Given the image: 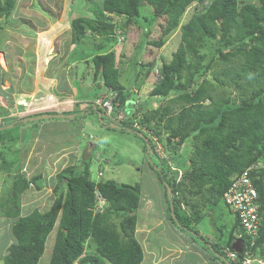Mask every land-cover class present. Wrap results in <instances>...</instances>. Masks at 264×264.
Returning <instances> with one entry per match:
<instances>
[{"label":"trees","instance_id":"16d2710c","mask_svg":"<svg viewBox=\"0 0 264 264\" xmlns=\"http://www.w3.org/2000/svg\"><path fill=\"white\" fill-rule=\"evenodd\" d=\"M202 1L101 0L93 10V18L81 16L71 20L70 41L77 47L89 32L102 38L114 36L113 45L117 43L118 31L131 26L146 6L151 16L143 19L147 28L143 39L156 23L159 37L150 45L160 48L190 8L187 21L180 27L179 46L169 63L161 64L158 80L150 91L152 97L167 100L166 106L143 111L148 102L137 103L132 92L119 82L113 51L97 54L91 62L94 78L102 82L105 90L117 94L114 102L125 114L119 128L115 124L112 128L141 137L146 158L157 161L149 164H153L151 168L156 170L164 189L167 221L178 232L193 234L185 246L196 243V247L209 253L208 261L234 264L227 259L226 250L230 249L234 231H240L235 214L228 210L233 218L232 227L223 238L227 224L222 223L215 243L204 239L197 227L210 212L215 214L231 178L264 158V0H212L197 8ZM15 3L16 0H0V31L9 25ZM200 48L206 49L207 55H201ZM217 65L224 67L213 72ZM208 72L211 79L206 77ZM171 102L179 104L177 111L168 106ZM127 106H132L129 116L125 113ZM87 110L102 119L101 109ZM23 120H5L0 124V145L9 146L16 140L6 136L4 129ZM153 121L161 126L165 138L160 130L150 126ZM143 129L157 141H151ZM156 144L168 156L172 170L153 151ZM180 145L182 150H178ZM0 158L1 169H6L2 152ZM89 161H82L81 171L68 166L58 172L50 208L45 212L34 210L24 217L20 216L22 195L30 188L40 190L41 176L11 177L8 193L0 198V214L15 219L11 226L15 243L8 248L4 264H38L53 230L55 238L48 264H141L143 253L134 237L141 200L139 186L112 179L96 181L90 177ZM259 176L255 184L261 197L264 169ZM96 194L105 200L99 212H94ZM114 220H118L119 231ZM89 241L95 248L92 254H85ZM256 244H264V214ZM261 256L264 257L263 253Z\"/></svg>","mask_w":264,"mask_h":264},{"label":"rangeland","instance_id":"374dc122","mask_svg":"<svg viewBox=\"0 0 264 264\" xmlns=\"http://www.w3.org/2000/svg\"><path fill=\"white\" fill-rule=\"evenodd\" d=\"M251 2L257 3V0H251ZM99 3L101 0H16L15 7L10 13L9 25L0 31V124L5 120L7 122L25 118L31 120H23V122H17V125L11 124L7 126V129H4L3 133L6 136L16 140L9 143V146L6 143L0 145V153L4 154V160L8 166L6 169L0 167V198L8 193L11 177L26 176L27 174V176L32 177V175L39 173L42 175V170L39 168L41 165L37 167V163L33 159L28 163L24 162V156L29 159L27 153L31 144L41 147L43 143V147L39 149L40 153L42 151L40 157H43L40 160L43 159V161L47 159L46 151L53 153L72 146L74 148L72 151L75 153H73L71 160L68 159L67 165L74 166L81 171L82 161L88 162L90 160L89 168L91 167L90 177L92 179L97 181L99 179L97 176L102 173L101 179H112L122 184L138 185L141 205L145 207L144 211L142 209L141 211L144 213V218H149L148 209H157L158 203L166 197L163 186L157 178L156 170L151 168V165L153 166L157 161L155 159L149 161L146 158L148 155L144 150V141L141 137L135 136L130 131L122 133L115 129V127L119 128L121 124L117 120V114L120 112L113 113L111 117L104 114L102 119H99L96 113L87 110L97 109V105L94 103L96 98L101 96V94L97 95L96 93L97 85L105 88L102 82L94 78V67L91 59L97 54L113 51L118 80L127 91L132 92L131 97L137 103L148 102L149 105L144 106L143 111L155 110L161 105L164 107L167 105V100L152 97L150 91L158 80L161 64L169 63L172 54L179 46L180 27L183 22L187 21L191 11L190 8L187 9L180 20L181 25L164 38V44L160 48L150 45V42L159 37L160 31L156 23L150 26L151 33L143 39V33L147 32L143 19L151 16L150 8L146 6L140 9V16L131 23V26L123 29L121 33L118 31L117 43H113V45L111 43L114 36L102 38L86 32L85 39L77 47H73L70 41L71 20L81 16L93 18V10ZM204 3L205 0L199 3L197 8ZM199 11L200 8L197 9L196 13ZM41 39H47L49 42H46L47 44L42 43ZM199 53L207 55V50L200 48ZM67 57H70V61ZM222 67L224 65H217L213 72ZM210 72L206 75L208 79L212 77ZM55 77L56 80H54ZM73 90L77 101L72 104L75 108L74 113L61 117H56V115L50 118L44 115L40 118L42 116L40 113H55L57 108L61 109L60 105L69 101L65 98V93L71 94ZM58 93H62V97L54 100L53 95ZM55 104L56 106H54ZM168 106L173 109V112L179 109V104L173 102L169 103ZM82 110H86V112ZM131 112L132 106H127L125 108L127 116ZM2 115L5 116L4 119L1 118ZM42 123L45 124L44 127L41 126ZM114 124L115 127L112 128ZM150 126L160 130L161 137H166L161 126L156 125L155 121ZM143 130L150 135L151 141L154 143L157 141L155 136L145 129ZM46 143L48 149L44 147ZM159 145L156 144L153 151L157 153L159 159L163 157L168 168L172 170V163L166 154H162V147ZM183 148V145H180L178 150ZM48 161L49 159H47ZM150 162L153 164H149ZM56 170L58 168L53 167V165L50 167L51 176L55 175ZM180 175L181 172L178 173L179 177ZM45 179L47 180V178ZM48 180L50 179L48 178ZM50 181L54 182V180ZM45 188L39 194V198L45 199L46 194L45 197L49 198V205L50 199L51 202L54 200L49 191L53 187L46 185ZM41 208H43L42 205ZM153 214L156 215L153 217L159 220V212L155 210ZM153 217L151 218L153 219ZM214 217H216L215 220L212 219ZM4 218L0 214V264H4L3 256L8 251L7 243L10 239L8 229L12 226V223H7ZM152 219L147 222L151 224ZM232 219L228 209L220 201L215 214L212 215L210 212L204 221L200 222L197 229L204 239L208 238V242L215 243L219 235L217 229L220 230V225L225 222L227 231L226 235L224 234L226 229L223 231V238H226L228 230L232 227ZM163 220L162 226L158 229L152 227L162 237L168 238L167 234H169L170 239L179 242L181 246L185 245L188 239H192L191 235L193 234L178 232L174 227L167 226L166 219ZM114 223L119 231L118 220H114ZM146 224L142 225L144 232L137 233L138 238L143 242L144 249L147 238L141 235L145 234ZM54 238L55 230L47 239L44 253L38 264L49 263ZM159 241L158 239L157 242ZM190 245L197 246L196 243H190ZM94 248L95 245L89 241L85 246L84 253L92 254ZM168 250L172 251L171 248ZM176 250L175 247L174 255L153 253L154 264H177ZM204 253L209 258V253L207 251ZM147 259L146 264L151 263L150 258L147 257ZM196 262L202 263L200 260ZM217 263L225 264L223 261H217ZM254 264L258 263L255 262Z\"/></svg>","mask_w":264,"mask_h":264},{"label":"crops","instance_id":"0c3cea01","mask_svg":"<svg viewBox=\"0 0 264 264\" xmlns=\"http://www.w3.org/2000/svg\"><path fill=\"white\" fill-rule=\"evenodd\" d=\"M41 41H42V43L49 42V40H47V39H41ZM72 52H73V50H72ZM67 59L70 61V57H67ZM56 79L57 78L55 77L54 80H56ZM88 88H92V87H88ZM97 91H99V92H97ZM104 91H105L104 88H102L101 86L97 85V89H96L97 95L98 94L102 95L104 93ZM73 93H74V90L71 92V94L67 95L65 93V95H66L65 98L69 99V101L65 102V104H63V105H60L61 109L57 108L56 109L57 112L55 110V113H53V114L57 115L56 117H59V116L61 117L62 114H69L70 115L71 113L75 112V111H73L75 108L72 106V104L74 102H77V101H76V94L75 93L73 94ZM62 95H63L62 93H58L57 95H53V97H55L54 100H58V97L61 98ZM45 96H46V94H45ZM54 106H56V104ZM48 113H50V112H48ZM40 114H44V113H40ZM24 120H26V118ZM44 125L42 123L41 126L44 127ZM37 146L38 145L31 144V147L28 149V153H27V156L29 157V159L25 158L24 155L23 156H24V159H25L24 162L28 163V161L33 159L37 163V165H36L37 167L39 165H41L39 167L42 170V175H40L41 176V180H40L41 189L40 190H35L33 188H30V189H28V191H26L22 195V198H21V201H20V203H21L20 216L21 217L29 215L34 210H38L39 212H45V211H47L50 208L53 200L51 202V199H50V202H49V205H48L49 198L45 197L46 194L44 196L45 199H40L39 198L40 197L39 194L42 193V191H44L46 189L45 188L46 185H49V186L51 185L52 187H54V185H56V175H57V173L60 172L65 167L71 166V165H67V161H68V159L71 160V158H73V156H72L73 153H75L74 151H72L74 149L72 146L71 147H65V148H63L61 150H58V151H54L53 153H51L49 151L48 152L46 151V155L45 156L47 157V159H49V161L47 162V159L45 161H43V159L40 160V158H43V157H40V155L42 154V151L40 153L39 149L43 147V143L41 144V147L38 146V148H37ZM44 147H45V149H48L47 143L44 145ZM52 165H53V167L58 168V170L55 171V175L54 176H51L50 171H49L50 167H52ZM90 170H91V167H90ZM39 174H41V173H39ZM39 174H37V175H39ZM27 175L25 176L26 178L29 177ZM33 176H36V174L32 175V177ZM51 177H53V178H51ZM97 177L101 178L102 175L101 176H97ZM29 178H31V177H29ZM45 178H47V180ZM48 178L50 180H54V182L48 180ZM49 188H51V187H49ZM49 191L51 192V195L54 197V194L52 192L53 189H50ZM35 204H36V206H35ZM41 205L43 206V208H41ZM27 208H30V209L28 210ZM141 209L144 211L145 207H143L141 205V200H140V205H139V208H138V210L136 212L137 223H136V227H135L134 237L137 240V242L140 244L141 250H142V253H143V260H142L141 264H146V262L148 261L147 257L150 258V261H151V263H149V264H154L155 260H153L152 254L156 253V252H157V254L158 253L159 254H161V253H165V254L170 253V254L174 255L175 247L177 248V250H176V255H177L176 263L177 264H180V263H184V264H203V263L204 264L205 263L206 264H218L217 262L208 261L206 259L207 257L205 256L204 251L201 248L196 247V246H191V245H187V246L183 245V246H181L179 244V242H176L175 240L170 239L169 234H167L168 238H164V237L161 236V234L159 232H156V229H158V227L162 226V222L164 221L163 219H166V216H164V215H166V209H167V204L165 202V199L161 200L158 203V208L157 209H153V208L148 209L149 210V214H148L149 218H144V216H143L144 213L141 211ZM155 210L157 212H159V214H160L159 220H156L155 219L156 217H153V216H156V215H154L155 213L153 214V212ZM151 217H153V219ZM4 219H6V218H4ZM149 219L153 220V222L151 224H149L147 222ZM6 220H7V223L11 222L12 224L15 221V219H6ZM144 223H147L146 226H145V228H146L145 229V234L141 235V236H145L147 238V240H146L147 243H144V245H146L145 249H144L143 244H142L143 242H141V239H139L138 235H137V233H142V231L144 232V229H143V226H142V225H144ZM166 224H167L168 227L171 228L172 225L169 222L166 223ZM152 227H154L156 229H154ZM8 233H9L10 239L8 240L9 242L7 243V246L10 247L12 244L15 243V240H14L13 236L11 235V228L8 229ZM51 233L49 234V236L51 235ZM49 236L47 237V239L49 238ZM158 239L160 240L159 242H157ZM52 247H53V245H52ZM169 248H171L172 251L168 250ZM7 254H8V251H7V253L4 256H6ZM199 260L202 263L196 262V261H199Z\"/></svg>","mask_w":264,"mask_h":264},{"label":"built area","instance_id":"2783aa9c","mask_svg":"<svg viewBox=\"0 0 264 264\" xmlns=\"http://www.w3.org/2000/svg\"><path fill=\"white\" fill-rule=\"evenodd\" d=\"M211 1L205 0V3H210ZM101 96L94 103L97 105V108H100L109 117L113 113L120 112L121 114H117V120L122 122L125 114L119 109V103L114 102L116 101L117 94L112 92L111 89H106L104 95ZM263 169L264 158H261L254 164L248 166L242 173L233 176L227 191L223 195V203L229 211L235 214L239 222L241 231L236 233L235 237L237 239L244 238L246 243H248L246 253L241 258L236 252H226V257L231 263L252 264L254 261L255 239L259 232L262 214H264V212L260 213L262 199L256 188L255 180L259 179V172ZM99 176H101V173H99ZM96 200L97 205L94 211L99 212L103 208L104 200L99 194H96Z\"/></svg>","mask_w":264,"mask_h":264},{"label":"clouds","instance_id":"9594fccd","mask_svg":"<svg viewBox=\"0 0 264 264\" xmlns=\"http://www.w3.org/2000/svg\"><path fill=\"white\" fill-rule=\"evenodd\" d=\"M163 158V157H162ZM162 158H160V159H162ZM102 175V174H101ZM261 199H262V204H261V206H264V204H263V196H261L260 197ZM104 200V199H103ZM97 201V200H96ZM104 205H105V200H104ZM103 205V206H104ZM225 205V204H224ZM227 208V207H226ZM228 209V208H227ZM261 209V208H260ZM94 210H95V208H94ZM229 210V209H228ZM95 212V211H94ZM261 225H262V221H261V224H260V227H261ZM241 231V230H240ZM240 231H238V230H236V231H234V233H233V241H232V243H231V245H230V249H228V250H226V252L227 251H233V252H236V251H234L232 248H231V246H232V244L235 242V241H237V240H241L242 241V243H243V245H242V251H241V253H238V252H236L238 255H239V257L241 258L245 253H246V246L248 245V243H246V241L244 240V238L243 239H237L235 236H236V233H238V232H240ZM259 231H260V228H259ZM258 234H259V232H258ZM257 238H258V235H257ZM257 238L255 239V244H256V240H257ZM263 253V255H264V244L263 245H260V246H257V244L255 245V255H253V257H254V261L252 262V264H254L255 262H257L258 264H264V257L263 256H261V254ZM235 264V263H234Z\"/></svg>","mask_w":264,"mask_h":264},{"label":"water","instance_id":"95a60500","mask_svg":"<svg viewBox=\"0 0 264 264\" xmlns=\"http://www.w3.org/2000/svg\"><path fill=\"white\" fill-rule=\"evenodd\" d=\"M263 190H264V179H263ZM263 204H264V195H263ZM242 245H243L242 241H241V240H237V241H235V242L232 244L231 248H232L234 251H236V252H238V253H241V251H242Z\"/></svg>","mask_w":264,"mask_h":264}]
</instances>
